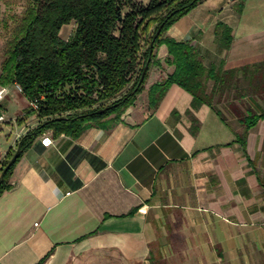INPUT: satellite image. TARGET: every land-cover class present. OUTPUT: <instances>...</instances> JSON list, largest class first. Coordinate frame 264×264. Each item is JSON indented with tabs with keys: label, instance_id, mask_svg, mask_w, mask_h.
<instances>
[{
	"label": "crops",
	"instance_id": "crops-1",
	"mask_svg": "<svg viewBox=\"0 0 264 264\" xmlns=\"http://www.w3.org/2000/svg\"><path fill=\"white\" fill-rule=\"evenodd\" d=\"M216 24L230 29L228 49L216 42ZM67 26L71 33L74 23ZM67 32L64 25L58 35L67 40ZM164 36L195 47L205 70L257 64L264 0H202ZM166 58L160 44L159 65L117 119L46 147L37 137L21 154L0 196V264H77L88 254L130 264H264V117L243 127L222 102L193 106L175 84L151 108L150 85L173 69ZM0 87L4 152L40 121L14 84ZM244 101L264 114V100Z\"/></svg>",
	"mask_w": 264,
	"mask_h": 264
},
{
	"label": "trees",
	"instance_id": "trees-1",
	"mask_svg": "<svg viewBox=\"0 0 264 264\" xmlns=\"http://www.w3.org/2000/svg\"><path fill=\"white\" fill-rule=\"evenodd\" d=\"M201 1L26 0L23 10L10 18L11 25L2 19L9 39L0 53V83L18 84L28 107L35 103L28 114L35 113L40 121L21 135L14 150L23 153L46 131L52 139L62 135L73 140L110 115L117 119L142 92L150 65H159L155 50L160 44L167 48L165 64L173 69L150 85L151 108L175 84L190 94L193 106L213 108L222 102L243 127L264 117L254 115L244 101L245 96L264 100V61L229 71L205 70L195 47L164 36ZM70 22L74 27L63 40L59 30ZM215 28L216 42L228 49L230 29L222 24ZM14 150L6 155L0 173ZM18 158L0 177V196L11 187L8 177Z\"/></svg>",
	"mask_w": 264,
	"mask_h": 264
},
{
	"label": "rangeland",
	"instance_id": "rangeland-1",
	"mask_svg": "<svg viewBox=\"0 0 264 264\" xmlns=\"http://www.w3.org/2000/svg\"><path fill=\"white\" fill-rule=\"evenodd\" d=\"M133 1L137 2L136 0H133ZM25 3H26V0H0V9H1L0 10V52H2L1 50L4 46V43L9 39V29L3 27L1 20L5 19L11 25L10 18L16 14H19L23 10L22 7L25 6ZM137 3H139V2H137ZM70 28H71L70 26L66 25V29L68 31L67 33H70ZM208 86L210 87L209 84H208ZM142 88H143V86H142ZM134 101H135V99H134ZM133 102L131 105H133ZM110 117H113V115L106 117L104 120L109 119ZM104 120H102V121H104ZM46 133L50 135L49 131H46ZM46 133H43V134H46ZM41 136H42V134H41ZM10 151L9 150L8 151L6 150L4 152L0 151V159H1L0 168H2L1 165L3 164L4 160L6 159V155L8 153H10ZM77 262H78L77 264H130L126 260H121V258H119L118 256L111 255V254H108L105 256H98L96 254H88V255L82 256Z\"/></svg>",
	"mask_w": 264,
	"mask_h": 264
},
{
	"label": "built area",
	"instance_id": "built-area-1",
	"mask_svg": "<svg viewBox=\"0 0 264 264\" xmlns=\"http://www.w3.org/2000/svg\"><path fill=\"white\" fill-rule=\"evenodd\" d=\"M14 89L17 90L18 92H20V87L18 84H14ZM5 88L4 87H0V103L2 102V100L4 99L5 97ZM29 107L32 108V109H36L35 107V103L34 102H31L29 104ZM5 121H6V116H5V113L3 111H0V133H1V129L3 127V125L5 124ZM21 136H18L17 138V142L19 140ZM40 144L43 146V147H46V146H49L52 144V138H51V135L49 134H42V136H40ZM1 161V159H0Z\"/></svg>",
	"mask_w": 264,
	"mask_h": 264
},
{
	"label": "water",
	"instance_id": "water-1",
	"mask_svg": "<svg viewBox=\"0 0 264 264\" xmlns=\"http://www.w3.org/2000/svg\"><path fill=\"white\" fill-rule=\"evenodd\" d=\"M230 1H234V0H230ZM159 31H160L159 28H157V29H156V33H155V35H154V38H156V36L158 35ZM147 65H148V64H146V65L143 67V70H142V72H141L142 76H141L140 80L143 78V75H144V72L146 71ZM103 110H104V109L96 111V114H101ZM14 151H15V152H14V154L12 155V157H11V158L7 161V163L5 164L6 166H5L4 170L2 171V173L0 174V177H2V175L5 173V171H6L10 166H12V164L16 161V159L18 158V156L22 153V151L19 150V149H18V150H14Z\"/></svg>",
	"mask_w": 264,
	"mask_h": 264
}]
</instances>
